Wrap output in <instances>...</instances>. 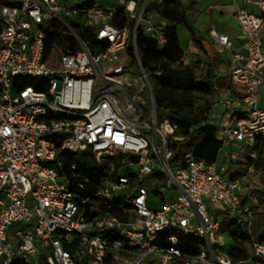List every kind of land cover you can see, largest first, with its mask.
I'll return each mask as SVG.
<instances>
[{"label": "built area", "instance_id": "2783aa9c", "mask_svg": "<svg viewBox=\"0 0 264 264\" xmlns=\"http://www.w3.org/2000/svg\"><path fill=\"white\" fill-rule=\"evenodd\" d=\"M155 1L127 2L133 25L123 28L117 7L0 2V264H264V241L234 260L223 237L232 221L251 234L252 190L243 197L218 161H174L178 127L159 120L137 47ZM242 2L240 48L211 34L230 55L229 83L242 89L223 103V146L253 149L264 138V0ZM88 34L107 47L91 51ZM60 153H88L97 168L117 161L94 180ZM182 237L198 240L196 254L183 252Z\"/></svg>", "mask_w": 264, "mask_h": 264}, {"label": "trees", "instance_id": "16d2710c", "mask_svg": "<svg viewBox=\"0 0 264 264\" xmlns=\"http://www.w3.org/2000/svg\"><path fill=\"white\" fill-rule=\"evenodd\" d=\"M97 0H86L82 5L92 7ZM129 2L131 0H124ZM1 3L7 4L8 0H2ZM117 7V25L121 28L132 26L133 21L127 16L124 8ZM188 8L182 5L178 0H162L150 3L146 12H155L157 17L166 21L168 24L164 27L163 37L165 44L160 46L154 34L144 33L138 30L137 47L139 57L143 68L152 74L154 82V97L158 109V118H169L178 127L175 134V142L172 149L175 151L174 161L178 162L186 154H191L197 161L213 164L218 161L219 153L223 148V142L215 136L216 129L207 125L211 113L212 104L204 100L205 95L213 91L208 81L196 75L194 65L185 64L183 61L184 50L182 48L178 26L184 27L188 32L191 41L196 48L202 49L201 39L196 36L194 24L190 20ZM158 32H161L158 30ZM90 39L89 47L95 51L97 47L104 50L106 43L98 42L93 36L88 34ZM127 50H131V44H127ZM220 89L231 90L229 84L217 82ZM232 91V90H231ZM203 101L201 106L197 104ZM260 142L264 143V138L256 141L253 149L259 150ZM264 152V147L260 153ZM59 158H65L69 163L76 164L84 175L99 179L105 175L111 162L117 159L109 158L101 167H96L92 157L88 153L72 155L60 153ZM251 162V158H249ZM251 165V164H250ZM264 184V179L261 180ZM264 205V198L259 201ZM260 223L264 227V214L258 215ZM223 232H227L233 240V244L227 250L234 260L246 259L250 255L249 247L252 248V238L246 230L238 232L235 222H223ZM182 250L187 254H196L199 247L198 240L192 237H182ZM264 241V239H260ZM14 264H24L18 261Z\"/></svg>", "mask_w": 264, "mask_h": 264}, {"label": "rangeland", "instance_id": "374dc122", "mask_svg": "<svg viewBox=\"0 0 264 264\" xmlns=\"http://www.w3.org/2000/svg\"><path fill=\"white\" fill-rule=\"evenodd\" d=\"M2 1V0H0ZM86 0H60V3H64L68 7H73V6H81ZM158 2V1H155ZM152 2V3H155ZM126 1L124 0H97L96 4L100 7L106 8V9H111L114 6H118L119 8H125L126 6ZM189 15L192 14L193 8H189ZM253 13L256 15H259L258 10H253ZM192 20L195 23V19L192 16ZM147 21H150L154 27L157 30H160L161 33H163L164 27L166 26L162 19L157 17L155 12H146L143 15V21L139 24L138 30H142L144 33L147 32V27L148 23ZM186 31L184 27L181 26L178 30L179 38L181 45L185 47L188 41ZM188 34V33H187ZM212 49V54L215 56L212 59V62H209V59L205 58L204 56L202 59H200L197 56H193L192 54L188 53V50L184 51V56H183V61L185 64L188 65H194L196 68V75L198 78H202L203 81H205V77L208 79H211L213 77L212 70L210 69V66L213 64H217L220 60L221 55H219L216 50L212 46H210ZM200 53L203 54V51L200 50ZM199 59V60H198ZM134 71L137 72V68L134 67ZM124 77L126 78H131L130 74H126ZM210 86L212 87L213 91L209 95H205L203 97L204 100L208 101L210 104H212L211 108V113H210V118L207 123L209 126L213 127H220L221 123L223 122L225 118V107L219 103L220 101L216 100V96L214 93H217L218 91L215 89V85L212 82H208ZM143 97H146L144 93H141ZM219 103V104H215ZM203 104V101H200L197 104L198 106H201ZM215 104V105H214ZM260 108H264V102H260L259 104ZM215 128V129H216ZM235 148L233 151L234 153L229 156L230 159V170L226 174H223L224 178L228 179L227 177L232 176L233 178H239L237 176H240V178H244L241 180L240 186L241 188H245L246 186L252 187V195L256 200V204H249L250 210L252 211V217H253V225L251 228V238L252 241H260V239H264V227L262 228V224L259 221L258 215L263 214L264 212V205H260L259 201L264 198V184L261 183V180L264 179V152L260 153V150L264 147V143L260 142L259 144V150H254V149H249L243 144H235L232 146ZM225 154L226 151L222 150L220 154V159L223 160L225 159ZM252 155V156H251ZM249 158H251V162L249 161ZM251 164V165H250ZM249 169H252L250 172ZM247 184V185H246ZM167 195H170L167 192ZM259 206L260 208H257ZM156 208L160 207V203L156 204ZM261 207H263L261 209ZM223 220V218H221ZM17 226H14L10 228L9 230V235H15ZM223 237L225 240L226 247L225 249L228 250L230 246L233 244L232 238L229 236L227 232H223ZM249 250H251V247H249Z\"/></svg>", "mask_w": 264, "mask_h": 264}, {"label": "crops", "instance_id": "0c3cea01", "mask_svg": "<svg viewBox=\"0 0 264 264\" xmlns=\"http://www.w3.org/2000/svg\"><path fill=\"white\" fill-rule=\"evenodd\" d=\"M182 3L183 6L186 8H193V12L190 15V20L194 24L195 30H196V36L201 39V45L202 49L196 48L194 43L191 41L189 34L186 33L188 41L187 45L185 47L182 46L183 50H188V53L192 54L193 56H197L200 59L203 60V56L207 59H209V62H212V59L215 57L212 54V46L216 52L221 55L220 60L217 64H213L210 66V69L212 70L213 77L211 79H208L205 77V79L208 82H212L215 85V89L218 91L217 93H214L216 96V100L220 101L221 105L223 106V103L229 99L230 97H234L236 95H239L242 92V89L240 87L235 86L234 84L229 83V76H230V55L228 53H223L221 50L217 47L215 44L214 38L211 34L212 31H216L217 33L221 34H228L233 41V49L234 51L238 50L240 48V34H239V27L238 22L236 19V11L238 8L243 7L244 4L242 0H178ZM250 9H254L253 7H250ZM192 16L195 19V23L192 20ZM163 23L167 26V22L162 20ZM165 26V27H166ZM181 28V26H178V30ZM186 31V30H185ZM200 50L203 51V54L200 53ZM199 60V59H198ZM185 63V62H184ZM225 82L226 84H229L231 87V90L228 89H220L217 87V82ZM264 102V96H260V102ZM215 103V104H219ZM214 104V105H215ZM210 118V116H209ZM216 128V127H215ZM224 120L221 123V126L216 128V138L220 141H222L224 132ZM235 144H243V143H233V142H227L223 148L221 149L226 151L225 159L218 158L219 166L224 168V173L227 176V172L230 170V159L229 156L232 155L235 150L232 146ZM244 145V144H243ZM252 156V155H251ZM250 172L252 169H249ZM239 178H233L232 176L227 177L228 180H237L239 183H241V180L245 179L240 178V176H237ZM247 185V184H246ZM249 189L252 190V187L246 186L245 188H241V195L245 197L247 193L249 192ZM256 204V201L254 202ZM253 203V204H254ZM257 208H260L257 206ZM263 207H261L262 209ZM264 214V212H263Z\"/></svg>", "mask_w": 264, "mask_h": 264}]
</instances>
